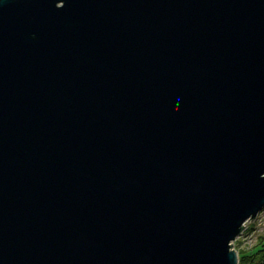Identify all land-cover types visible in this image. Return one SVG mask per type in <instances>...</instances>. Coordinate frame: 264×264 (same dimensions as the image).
<instances>
[{
    "label": "water",
    "instance_id": "95a60500",
    "mask_svg": "<svg viewBox=\"0 0 264 264\" xmlns=\"http://www.w3.org/2000/svg\"><path fill=\"white\" fill-rule=\"evenodd\" d=\"M263 207L264 0H0V264H238Z\"/></svg>",
    "mask_w": 264,
    "mask_h": 264
},
{
    "label": "rangeland",
    "instance_id": "374dc122",
    "mask_svg": "<svg viewBox=\"0 0 264 264\" xmlns=\"http://www.w3.org/2000/svg\"><path fill=\"white\" fill-rule=\"evenodd\" d=\"M260 215L259 218H256L252 221H248L243 237L235 240V247L237 246L238 250H251L256 247V245L264 241V234H259V232L264 231V207L261 211L258 212ZM247 222V221H246ZM244 222V223H246ZM256 234V236H255Z\"/></svg>",
    "mask_w": 264,
    "mask_h": 264
},
{
    "label": "trees",
    "instance_id": "16d2710c",
    "mask_svg": "<svg viewBox=\"0 0 264 264\" xmlns=\"http://www.w3.org/2000/svg\"><path fill=\"white\" fill-rule=\"evenodd\" d=\"M238 264H264V241L251 250H238Z\"/></svg>",
    "mask_w": 264,
    "mask_h": 264
},
{
    "label": "built area",
    "instance_id": "2783aa9c",
    "mask_svg": "<svg viewBox=\"0 0 264 264\" xmlns=\"http://www.w3.org/2000/svg\"><path fill=\"white\" fill-rule=\"evenodd\" d=\"M259 217H260V215L258 214L256 218H259ZM256 218H255V219H256ZM246 223H247V222H246ZM246 223H244V225H246ZM246 226H247V225H246ZM246 226H245L244 229L242 230L241 234H240L239 236L236 237V239H237V238L240 239L241 237H243L245 231L248 229V227L246 228ZM245 229H246V230H245ZM259 234H264V231L259 232ZM255 236H256V234H255ZM236 239H235V240H236ZM235 240L233 241V248H235L236 250H238V249H240V248H238L237 246L235 247Z\"/></svg>",
    "mask_w": 264,
    "mask_h": 264
}]
</instances>
